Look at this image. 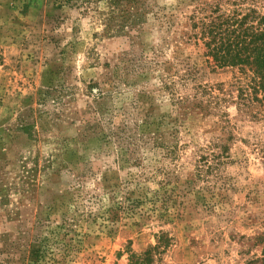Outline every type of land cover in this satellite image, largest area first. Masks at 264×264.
I'll return each instance as SVG.
<instances>
[{
	"label": "rangeland",
	"instance_id": "374dc122",
	"mask_svg": "<svg viewBox=\"0 0 264 264\" xmlns=\"http://www.w3.org/2000/svg\"><path fill=\"white\" fill-rule=\"evenodd\" d=\"M121 5L0 0V264H264V102L202 35L264 0Z\"/></svg>",
	"mask_w": 264,
	"mask_h": 264
},
{
	"label": "trees",
	"instance_id": "16d2710c",
	"mask_svg": "<svg viewBox=\"0 0 264 264\" xmlns=\"http://www.w3.org/2000/svg\"><path fill=\"white\" fill-rule=\"evenodd\" d=\"M109 2L111 8L122 7V2L135 4V0H109ZM118 13L123 22L129 19L128 12L118 8ZM113 18V13L110 12V19ZM248 19L252 18L243 16L237 19L235 16H227L217 23L211 22L206 25L202 35L209 40L205 43L207 54L218 65L248 67L252 70V76L249 78V83L252 84L251 90L254 94L260 93L261 101L264 102V29L260 28L261 24H257L256 27L245 24ZM159 240V244L142 254H130L127 264H152L154 252L158 253L160 247L164 249L168 245V239H162L161 236Z\"/></svg>",
	"mask_w": 264,
	"mask_h": 264
}]
</instances>
